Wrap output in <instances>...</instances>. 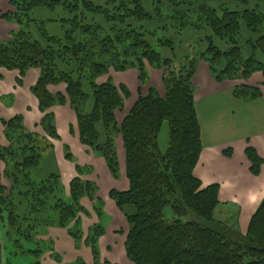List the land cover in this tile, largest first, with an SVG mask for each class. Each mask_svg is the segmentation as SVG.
<instances>
[{
    "label": "trees",
    "instance_id": "1",
    "mask_svg": "<svg viewBox=\"0 0 264 264\" xmlns=\"http://www.w3.org/2000/svg\"><path fill=\"white\" fill-rule=\"evenodd\" d=\"M7 1L14 11L2 19L16 24L18 30L7 43L0 44V68L18 71L20 77L29 68L40 71L30 93L43 115L39 127L44 134L30 132L20 115L1 121L9 146L0 147V162L12 188L4 198L0 186V209L7 216V235L10 238L13 233V245L28 247L26 252L35 261L32 264H39L49 245L35 240L32 233L46 227L68 229L79 213L86 214L80 200L96 197L95 184L81 180L91 169L78 166L66 195L54 160L50 140H59V136L48 111L69 104L76 114L80 143L104 160L115 179L118 159L114 138L121 137L129 188L126 192L112 190L109 197L127 222L124 249L130 263L264 264V199L242 235L235 219L215 216L218 185L203 188L193 174L202 143L192 85L199 61L207 63L217 82L246 81L255 72L264 79V66L255 58L256 52L264 53L262 14L257 9L210 6L208 0L152 1L151 11L145 0ZM39 8L61 14L49 21L59 25L61 35H49L48 23L32 19ZM167 22L174 25L167 27ZM175 24L179 30H173L179 35L188 28L195 34L205 31L203 38H194L199 50L188 52L191 58L175 54L176 37L168 30ZM242 26L251 33L249 58L243 57L239 41ZM165 51L171 58L162 56ZM144 61L151 68H164L165 95L160 97L151 87L117 125L115 113L123 108L124 99H129L128 90L111 83L96 86L94 80L107 66H113L118 71L136 69L139 83L146 85ZM82 70L86 75L80 77ZM58 84H65L66 99L48 93L49 85ZM261 96L257 87L241 85L234 90V97L240 100ZM164 122L168 124V148L162 154L157 141ZM244 153L250 173L258 176L264 161L251 147ZM223 155L230 158L232 151L225 150ZM66 159L74 163L69 153ZM97 202L94 213L98 222L87 235L83 238L77 222L68 234L75 241L84 240L93 264H109L100 259L98 249L104 226L102 203ZM167 207L172 212L170 220L164 217Z\"/></svg>",
    "mask_w": 264,
    "mask_h": 264
},
{
    "label": "crops",
    "instance_id": "2",
    "mask_svg": "<svg viewBox=\"0 0 264 264\" xmlns=\"http://www.w3.org/2000/svg\"><path fill=\"white\" fill-rule=\"evenodd\" d=\"M4 1L6 0H0V11L9 12L10 6ZM9 25L11 24L7 25L4 20L0 19V33H3V36H7L11 32ZM2 39L6 38L0 37V40ZM15 73L0 69V115H2V118L7 117L9 119L12 117L14 109H17L18 113L22 115L17 104H14V102L16 103L15 100L20 101L23 107L25 105L24 109L26 112L32 109L36 110V101L30 93V88L36 80V72L34 70L29 71L25 76L26 78L22 79L23 82H21L19 88H15L14 85L17 80ZM253 77L256 78L255 81L252 80ZM263 82L264 79L260 73H254L246 81L233 82L226 80L217 82L210 74L209 67L204 61H199L192 78V85L195 89L194 102L202 143V150L193 174L202 183L203 188L213 184L218 185L219 206L216 209V213L217 211L222 212L225 215L222 219H235L237 228L242 235L247 233L250 219L264 199V164L260 167L259 175L253 176L250 173V162L246 158L244 151L247 147H251L255 150L258 157L264 161V128L262 127L255 132H249L245 136L238 137L229 135L233 133L230 124L231 122L233 123L235 106L255 104L264 111V91H261L262 96L258 99L240 100L234 97V90L241 84L248 87L264 88ZM11 109L12 113H10ZM54 109L58 110V108ZM203 112L207 116L204 117ZM61 116L68 117V122L71 121V116L63 110L57 111V114H55L58 132L65 133L64 119ZM29 119L31 120L30 123H26L27 126L33 124L32 117ZM220 136L223 137L221 138ZM75 147L77 153L82 150L80 147ZM228 149L232 151L230 158L223 155V152ZM82 156L89 158L84 155V152ZM60 164H64V166L60 167ZM58 166L62 173L63 183L66 179L63 176L69 173V162L60 161ZM105 166H103L102 173L100 172V176L104 181L99 183L100 191L104 194H107L108 189L110 191L117 189L118 192H126L129 188L126 170H124L121 187L117 188L116 185L120 184V177L118 176L117 179L113 178V181L109 177L110 173L108 172L109 175L106 173ZM65 168L67 172L64 174ZM70 172L72 176V171L70 170ZM107 201H109L108 203L112 202L113 211L109 213L103 210L101 221L105 229L104 235L98 241L100 259L102 261L106 260L109 264H132L126 258L124 249V235L125 230L128 228L127 222L115 203L110 199L109 194L104 200L102 198V202ZM108 203L105 204V210ZM221 208H225L229 213L226 214ZM95 222L97 223L98 220ZM89 228L83 227L82 232H87L85 230ZM50 230V235L56 233L59 237V241L53 242V244L61 264H80L81 262L83 264H92L91 251L83 243L80 246L76 244L63 229L54 228Z\"/></svg>",
    "mask_w": 264,
    "mask_h": 264
},
{
    "label": "rangeland",
    "instance_id": "3",
    "mask_svg": "<svg viewBox=\"0 0 264 264\" xmlns=\"http://www.w3.org/2000/svg\"><path fill=\"white\" fill-rule=\"evenodd\" d=\"M6 1H4V2L8 3V1L7 2ZM145 1H146L147 9L151 11L154 8L152 1H182V0H145ZM185 1H188V0H185ZM191 1H196V0H191ZM207 3L210 6H216V7L222 6V7L228 8L230 10L241 11L244 9L245 10L246 9L247 10L257 9L258 12L262 14L263 19H264V0H249L248 4H243L242 2L237 1V0H208ZM8 6H10L9 3H8ZM13 11H14V9L11 6H10L9 12H1L0 11V19H2V15L12 13ZM59 16H61L60 13L51 12V11L44 9V8L36 9L32 13V19L33 20L38 21V22L41 21V22L48 23L46 25L47 31H48L49 35H52V36L61 35L59 25H54V23L49 24L50 20H53V19L56 20ZM2 20H4V19H2ZM4 22L7 25L11 24V25H9L11 32L9 34H7V36H3V33H0V37L6 38V39L0 40V44L7 43L11 39V34L17 32V30H18V26L16 24L9 23L5 20H4ZM167 24H168V22H167ZM170 25H174V24L169 23L167 25V27ZM152 28H153V26L149 27V29H152ZM169 29H172V30H170L169 35H171L172 37L173 36L176 37L175 54H176L177 58L188 56V54H189V57L191 58L193 55H191V53H188V52H191L194 50H199V49H195L196 46H194V45H196V44H194L195 42H193V41H194V38L197 36L199 38H203L205 35V31H201V32L195 34V32H193L191 29L188 28L186 30L184 29V32H181L179 35V33L177 34V30H179V29H178L176 24L174 27L168 28V30ZM173 29H177V30H173ZM250 36H251V33L247 30L246 27L244 28L242 26L241 34H239V41H241V43H242L241 50H242L244 58H249L252 55V50H251L249 44L247 43V40H248V38H250ZM162 56L166 57V58H171V55H169L168 51L163 52ZM255 58L257 59L258 62H260L264 66V53L256 52ZM144 68L148 74V81H147L146 85H141L139 83L138 73H137L136 69H127L126 71H118L113 66H107L106 70H105L106 72L102 73L100 76H98L94 80V83L96 84V86H101V85H104L107 83H111L114 87H116L118 89L121 86H123L124 88H126L128 90L129 99L128 98H127V100L124 99L123 108L120 111H117L115 113L117 125H120L123 122L124 118L130 112V110L132 109V107L134 106V104L136 103L138 98L146 97V95H147V93L151 87H154L157 90L160 97H163L165 95L164 87L162 84L164 68H162V69L151 68L145 61H144ZM0 69H3V68H0ZM3 70H5V69H3ZM33 70L36 72L35 73V75H36L35 83H36L37 79L39 78V74H40V71L38 69H33V68L27 69L26 72L24 73L23 77H20L18 71H8V72H14V73L16 72L15 78L17 80L15 81V84H14L15 88H19V86H20V84L17 83L18 80L23 82V80L26 78L25 76L27 75V73L29 71H33ZM5 71H7V70H5ZM82 71L83 72L80 74V77L86 75L85 71L84 70H82ZM255 73H259V72H255ZM260 75H262V74L260 73ZM255 79H256L255 77L252 78L253 81H255ZM233 82H235V80ZM236 82H238V80H236ZM35 83H34V85H35ZM241 85H243V84H241ZM241 85H239V86H241ZM259 90L264 91V88L261 87V88H259ZM47 91H48V93H50V95H54V96L60 95L66 99V86H65V84L49 85L47 87ZM34 100L36 101L35 98H34ZM15 101H16V103L14 102V104H17V106L20 110V113L22 115H20L18 113L17 109H14L13 116L10 117L9 119L13 118L14 116L20 115L23 118V124H24L25 128L28 127L27 129L30 132L37 133L39 135L44 136L41 128L39 127V122L41 121L43 115L38 111L37 101H36V110L32 109V110H28V112H26L24 109L25 105L23 107V105L20 103V101L19 102L17 100H15ZM59 107L60 106H54V107L50 108L48 111L49 113H51L54 116V122H55L56 130H57V134L59 136V140H50V142L54 148L53 149L54 150V153H53L54 154V160H55L56 166L60 172V176L62 173H61V170L59 168L61 166H64V164H60V167L58 166L60 161L66 162V160H67L66 155L68 153L71 155V158L74 161V163L69 162L70 168H68L69 169V173L67 174L68 177H67V175L63 176V178H66L63 181V183H62V176H61V184L67 193L66 195L69 194L68 191H69V184H70L71 180L74 177H76V172H75L76 166L81 167V168L91 169L92 172H90L89 175L81 176V180L86 181V182H90V183L92 182L97 187V193H96V197L94 200H90L88 198H83L80 200V204L84 208V210L86 211V214L79 213L77 215L76 220H74L72 222V224H70L68 229H63L64 231H66L68 233L69 229L73 226V223L77 222V226L80 228V230L82 232L83 227L84 228H87V227L91 228L93 226V224H96L95 221L98 220L96 214L94 213V206L99 204L97 202V200L100 203L104 204V205L101 204V206H100L101 207L100 209L102 210V212H103V210L105 212L108 211L109 213L113 211L112 210L113 209L112 202H110L111 204L108 203L109 201L102 202V198L104 200L105 197H108L109 192H111L112 190L110 191L108 189L107 194H104L102 191H100V184L99 183H100V181H101V183L104 182L102 180L103 178H101V176H100V172L102 173L103 166L105 165V162L102 158L95 156L91 150H89L87 147L83 146L80 143L76 114L73 112V110L71 109L69 104H66V106H64L63 108H59ZM54 108H58V110H55ZM62 110L67 112L71 116L70 122H68V117H66V116L62 117L61 116V118L64 119L63 124H65V127H64L65 133L58 132V129H57L58 124H56V119H55V114H57V111L60 112ZM10 113H12V109H11ZM205 116H207V115H205V113H204V117ZM30 117H32V119H33V124L27 126L26 123L27 122L30 123V120H31V119H29ZM6 118L7 117L2 118V115H0V147L1 148H7L9 146V144H8V142L4 136V128L1 125L2 120H8V118L7 119ZM201 118L203 119L202 116H201ZM215 119H217V118H215ZM218 121H220V119H218ZM230 125L232 127L231 131L233 133L229 134V135H232V136H238V137L239 136H245L249 132L250 133L255 132V131L261 129L262 127L264 128V111L259 109L258 106H256L255 104H251V105L247 104L244 106H235L234 107L233 123L231 122ZM222 135L224 137H226L224 134H222ZM223 136H220V137L222 138ZM157 144H158V148H159L160 152L162 154L165 153L167 148H168V124H167V122H164L161 129H160ZM75 146L80 147L82 150L79 153H77V151L75 150V148H76ZM114 147L116 149V155H117V159H118V176L121 178V179L119 178L120 184H117L116 187L120 188L121 183L123 182L122 177H124V170H126V169H125V159H124L125 152H124L121 137L119 135H116L114 138ZM83 152H84V155L86 157H89V158H84L82 156ZM105 168H106V173L109 175L108 169L106 166H105ZM3 170H4L3 164L0 162V186H2V190L4 191L3 197L8 198L11 194L12 185H11V182L4 176ZM70 170L72 171V176H71ZM66 172H67V169L65 168L64 174ZM109 177L114 181L115 178L113 179V177L111 175H109ZM66 180H68V182H66ZM115 191H118V190L116 189ZM1 197H2V195L0 194V199H1ZM106 203H108V204H107V207L105 210V204ZM221 210L223 212H226V214L229 213L225 208H221ZM215 216L218 219H222L223 217H225V215L222 214V212H220V211H217V213L215 211ZM164 217L166 220H170L172 218V212H171V209H169V207L165 208ZM7 223H8L7 216L4 212V210L0 209V264H32L35 261L33 258H31L30 252L29 251L26 252L28 247L18 249L11 242L13 239V237H12L13 233L9 234V236H10V238H9L7 235L8 234ZM118 227H119V225H118ZM50 229H54V228L53 227H46L45 229L43 228V230L37 229L36 231H34L32 233V236L35 240L49 245L48 246L49 250H45V252L43 254H41V257L39 259V264H61L60 263L61 261H59V259H58V256H57V253L55 251L54 244H53V242L56 243L59 241V237H58V234H56V233H53L52 235H50L51 234ZM104 229H105V227H104ZM117 229H119V228H117ZM73 230H74V228L72 229V231ZM88 230H85V231L88 232ZM125 231L127 232V230H125ZM87 232H84V233L82 232L83 238L87 235ZM126 232H125L124 236H126ZM54 236H56V237L54 238ZM68 236H70V235L68 234ZM74 242L76 244H78L79 246L82 243L84 244L83 239H81L80 241L74 240ZM92 264H93V262H92Z\"/></svg>",
    "mask_w": 264,
    "mask_h": 264
}]
</instances>
